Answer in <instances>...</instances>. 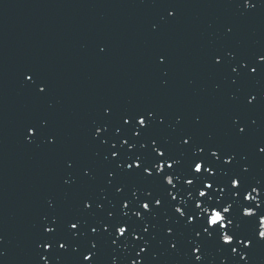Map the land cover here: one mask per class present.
I'll return each mask as SVG.
<instances>
[{"label":"water","instance_id":"obj_1","mask_svg":"<svg viewBox=\"0 0 264 264\" xmlns=\"http://www.w3.org/2000/svg\"><path fill=\"white\" fill-rule=\"evenodd\" d=\"M256 3L241 16L230 0H175L177 15L165 20L156 0H0V264H36L34 241L41 218L51 211L47 200L55 199L59 214L71 215L78 196L94 190L95 185L71 191L63 186L65 159L92 164L102 183L105 165L95 157L89 134L106 104L117 111L156 107L170 120L182 115L186 128L201 114L197 135L214 132L218 141L248 150L249 142L229 132L239 109L227 99L231 89L215 92L223 74L211 71L208 59L224 47L242 54L264 49V0ZM226 23L236 25L231 38L224 36ZM160 53L167 57L163 66L156 60ZM26 69L45 77L47 96H35L24 84ZM241 88L264 90V79L244 81ZM242 115L256 119L255 138L264 137V103ZM41 119L59 137L54 148L25 140V126ZM258 179L264 180V161H253L247 182L255 186ZM154 250L153 264H187L182 255L155 244ZM114 255L122 254L102 247L101 264H111ZM221 260L233 264L230 253L208 242L205 264ZM61 264H73L72 257ZM248 264H264V245Z\"/></svg>","mask_w":264,"mask_h":264},{"label":"snow or ice","instance_id":"obj_2","mask_svg":"<svg viewBox=\"0 0 264 264\" xmlns=\"http://www.w3.org/2000/svg\"><path fill=\"white\" fill-rule=\"evenodd\" d=\"M233 2L241 16L257 7L256 0ZM156 3L163 19L175 18V0ZM235 31V24L224 25L226 38ZM156 60L163 66L167 57L160 53ZM208 64L211 71L223 74L214 85L215 92L231 89L227 99L239 111L230 118L229 132L249 142L248 150L238 151L218 141L214 132L197 135L204 124L201 114H195L186 128L182 115L170 120L156 107L117 111L104 105L89 134L97 148L95 157L105 165L103 181L97 182L92 164L75 157L64 160L61 179L67 190L95 188L78 196L71 215L59 214L55 199L47 200L51 211L41 218L34 241L36 264H61L65 256L72 257L73 264H101L102 247L122 254L114 255L111 264H153L158 259L154 244L184 256L187 264H205L210 241L230 253L233 264H248L254 250L264 245V180H256L255 186L247 182L253 161H264V137L255 138L257 120L242 114L264 103V90L245 92L241 85L264 79V49L242 54L224 47L211 53ZM22 77L35 96H47L49 83L40 72L26 69ZM25 140L53 148L59 143L47 119L26 125ZM245 226L250 230H244Z\"/></svg>","mask_w":264,"mask_h":264}]
</instances>
